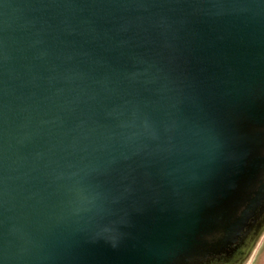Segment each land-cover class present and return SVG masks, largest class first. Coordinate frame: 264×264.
<instances>
[{"label":"water","instance_id":"water-1","mask_svg":"<svg viewBox=\"0 0 264 264\" xmlns=\"http://www.w3.org/2000/svg\"><path fill=\"white\" fill-rule=\"evenodd\" d=\"M263 113L264 0H0V264H167Z\"/></svg>","mask_w":264,"mask_h":264},{"label":"bare ground","instance_id":"bare-ground-1","mask_svg":"<svg viewBox=\"0 0 264 264\" xmlns=\"http://www.w3.org/2000/svg\"><path fill=\"white\" fill-rule=\"evenodd\" d=\"M239 212V213H238ZM237 218L213 232H199L175 255L177 264H221L240 252L242 242L264 222V175L256 190L237 211Z\"/></svg>","mask_w":264,"mask_h":264},{"label":"flooded vegetation","instance_id":"flooded-vegetation-1","mask_svg":"<svg viewBox=\"0 0 264 264\" xmlns=\"http://www.w3.org/2000/svg\"><path fill=\"white\" fill-rule=\"evenodd\" d=\"M259 110V109H258ZM258 114L259 113L258 111ZM256 114V115H258ZM264 114V113H263ZM250 121H247V124L254 130H257L259 132V136L261 139V146L257 151L254 153L253 158L250 162V164L247 165L245 174L242 177V182L232 191H230L229 199L222 201L221 205H216V200L213 204V212L214 215H216V210H224L227 208L232 207L231 211L233 212L232 215H230L231 220L233 221L237 218V211L241 209L243 205L236 206L234 205L235 198L239 196L249 195L251 196L254 192H256L262 178L264 175V118L255 117V118H249ZM248 120V119H247ZM231 196L234 198L230 200ZM216 218V216L214 217Z\"/></svg>","mask_w":264,"mask_h":264},{"label":"rangeland","instance_id":"rangeland-1","mask_svg":"<svg viewBox=\"0 0 264 264\" xmlns=\"http://www.w3.org/2000/svg\"><path fill=\"white\" fill-rule=\"evenodd\" d=\"M242 243L240 252L231 255L221 264H264V222L255 226ZM174 260L167 264H173Z\"/></svg>","mask_w":264,"mask_h":264}]
</instances>
